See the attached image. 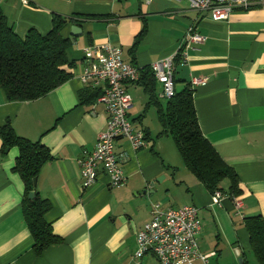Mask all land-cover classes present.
I'll use <instances>...</instances> for the list:
<instances>
[{
  "label": "crops",
  "instance_id": "obj_1",
  "mask_svg": "<svg viewBox=\"0 0 264 264\" xmlns=\"http://www.w3.org/2000/svg\"><path fill=\"white\" fill-rule=\"evenodd\" d=\"M0 8L21 38L32 28L47 34L54 17L67 20L62 36L71 42L73 63L65 67L70 78L37 100L9 101L0 90V128L11 124L17 136L42 144L52 155L35 187L50 203L46 221L61 239L42 254L35 252L23 211L26 185L16 170L20 150L4 146L0 135V264H160L151 253L135 257L137 234L152 220L155 204L199 208V246L210 257L195 264H250L251 251L258 262L245 219L264 218V6L236 9L222 21L193 9L188 0H0ZM73 26L83 33L75 42ZM190 28L206 41L189 51L187 63L176 61L175 90L184 91L193 78H207L191 88L198 121L236 172L243 209L238 212L229 195L214 205L211 192L165 138L171 136L160 135L170 100L161 96L163 86L155 78L148 81L151 91L139 83L127 86L134 103L130 120L145 130L147 144L135 150L125 139L116 142V151L127 156L126 183L111 188L100 169L97 182L85 188L79 159L94 150L108 113L98 98L82 99L85 90L102 92V86L81 81L84 49L119 45L124 60L143 71L172 56ZM175 149L190 175L181 174Z\"/></svg>",
  "mask_w": 264,
  "mask_h": 264
},
{
  "label": "trees",
  "instance_id": "obj_2",
  "mask_svg": "<svg viewBox=\"0 0 264 264\" xmlns=\"http://www.w3.org/2000/svg\"><path fill=\"white\" fill-rule=\"evenodd\" d=\"M66 23L67 20L54 17L53 29L47 34L32 28L25 38H21L0 8V90L4 91L9 101L37 100L70 78L65 67L73 64L68 58L71 42L62 36ZM150 78H154L150 67L143 69L139 84L145 85L147 91H151ZM91 91L82 93L85 103H92L100 96ZM0 135L4 139V146L15 145L20 150L16 170L26 185L23 211L34 238L33 248L40 255L61 241L46 221L50 203L41 198L34 186V180L52 155L42 144L17 136L11 124L0 128ZM160 135L172 137L186 167L212 195L221 191L232 198H240L242 191L236 172L222 159L201 130L191 87L170 99L167 112L162 117ZM226 179L230 181L228 191L222 186ZM32 192L35 193L34 198H30ZM245 227L258 262L264 264L263 216L246 218Z\"/></svg>",
  "mask_w": 264,
  "mask_h": 264
},
{
  "label": "built area",
  "instance_id": "obj_3",
  "mask_svg": "<svg viewBox=\"0 0 264 264\" xmlns=\"http://www.w3.org/2000/svg\"><path fill=\"white\" fill-rule=\"evenodd\" d=\"M150 1V0H148ZM181 1V0H178ZM190 6L208 13L214 21L227 20L236 9H249L264 6V0H188ZM206 41V37L195 28L169 57L153 62L149 67L154 78L163 86L161 96L172 99L175 94V64L189 60V51ZM81 81L84 85L102 86L97 103L103 104L108 113L106 129L99 135L93 151H85L79 159V166L85 188L93 186L99 177L100 169L108 176L109 186L116 188L127 181L124 163L127 156L116 151V142L125 139L135 150L147 144V135L130 120L134 103L128 93L129 84L139 83L142 69L124 60L123 49L113 43L92 45L84 49ZM207 78H193L190 87L204 85ZM225 194L217 191L212 195L214 205H222ZM238 212L244 207L239 198H233ZM202 231L200 210L194 205L181 208L162 209L153 205L152 220L137 234L138 249L135 257L140 260L153 254L160 264L207 263L210 255L203 254L199 246ZM213 253L212 255H214Z\"/></svg>",
  "mask_w": 264,
  "mask_h": 264
},
{
  "label": "rangeland",
  "instance_id": "obj_4",
  "mask_svg": "<svg viewBox=\"0 0 264 264\" xmlns=\"http://www.w3.org/2000/svg\"><path fill=\"white\" fill-rule=\"evenodd\" d=\"M154 123L156 124V126L157 127H159L160 128V126L157 124V122H156V119L154 120ZM161 130V129H160ZM165 138H167V140H170V142L173 144V140H172V138L171 137H165ZM173 146H174V144H173ZM175 148V147H174ZM175 152L178 154V152L176 151V149H175ZM178 156H179V158H180V168H181V174L182 175H184V174H187V175H190V173H189V171L185 168V166H184V164H183V160H182V158L180 157V155L178 154ZM229 184V182L227 181V180H225L223 183H222V186H223V188H226L227 187V185ZM225 195H227V194H225ZM230 198H232L231 196H230ZM236 198V197H235ZM240 200H242V202H243V199L240 197L239 198ZM232 200H233V198H232ZM191 203V202H190ZM233 204H234V202H233ZM234 207H235V205H234ZM251 254H252V259L251 260H249V263L250 264H258V262L256 261V258L254 257V255H253V253H252V251H251Z\"/></svg>",
  "mask_w": 264,
  "mask_h": 264
},
{
  "label": "water",
  "instance_id": "obj_5",
  "mask_svg": "<svg viewBox=\"0 0 264 264\" xmlns=\"http://www.w3.org/2000/svg\"><path fill=\"white\" fill-rule=\"evenodd\" d=\"M82 34H83V33H82V30H81L80 27H78V26H73V27H72V31H71V36H72V38H71V39H72L73 42L76 41V38L82 36ZM36 184H37V179L34 180V186H36ZM34 197H35V193L32 192V193L30 194V198H34ZM240 262L243 263V259H241Z\"/></svg>",
  "mask_w": 264,
  "mask_h": 264
}]
</instances>
